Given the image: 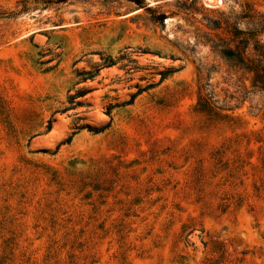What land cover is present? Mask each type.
Returning <instances> with one entry per match:
<instances>
[{
    "label": "rangeland",
    "instance_id": "1",
    "mask_svg": "<svg viewBox=\"0 0 264 264\" xmlns=\"http://www.w3.org/2000/svg\"><path fill=\"white\" fill-rule=\"evenodd\" d=\"M257 20L264 0H0V264H264V79L223 54L264 45Z\"/></svg>",
    "mask_w": 264,
    "mask_h": 264
},
{
    "label": "trees",
    "instance_id": "2",
    "mask_svg": "<svg viewBox=\"0 0 264 264\" xmlns=\"http://www.w3.org/2000/svg\"><path fill=\"white\" fill-rule=\"evenodd\" d=\"M58 1H64V0H56ZM251 17H253L251 15ZM254 20V18H253ZM252 21V19H251ZM258 23H264V20H257ZM257 32L254 33L256 35ZM254 38V37H253ZM249 38L245 39L244 41L238 40L234 44L233 48H228V50H223V54L227 57H229L231 60L234 61L235 65H238L240 68L245 69L247 71H253L254 73L260 72L262 75H256L259 79H264V45L259 42V39L254 38L253 44H252V56H248L247 53H250L249 50H247V47L249 45L248 42ZM234 41V40H233ZM249 51V52H247ZM114 62L112 60H108V62L105 64V66H110L113 65ZM87 71L81 70L77 72L78 75H84L86 74ZM162 76L160 80L163 78V72L161 73ZM91 77V76H90ZM88 77L82 76L81 80L84 81ZM260 81V80H259ZM153 84H147L145 86H137V90L131 94H129V98L124 104H130L133 102L134 98L139 95L141 92L149 89ZM262 87L264 88V82H262ZM80 95H84V93H81ZM117 104H115L116 106ZM111 108V106H110ZM106 114L109 116V120L102 125L99 128H92L91 126L88 125H82L80 128H85L88 131H92L93 133H98L104 130L107 126H109L110 121H111V116H110V111L108 110ZM71 140V135L68 136L66 139L60 141L59 143L56 144L55 148H58L60 144L62 143H68Z\"/></svg>",
    "mask_w": 264,
    "mask_h": 264
}]
</instances>
